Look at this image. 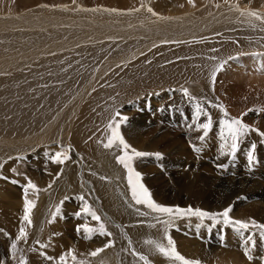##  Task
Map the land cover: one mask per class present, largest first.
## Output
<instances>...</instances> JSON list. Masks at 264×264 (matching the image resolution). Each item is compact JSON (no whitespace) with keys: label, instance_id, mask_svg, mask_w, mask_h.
<instances>
[{"label":"rangeland","instance_id":"1","mask_svg":"<svg viewBox=\"0 0 264 264\" xmlns=\"http://www.w3.org/2000/svg\"><path fill=\"white\" fill-rule=\"evenodd\" d=\"M39 1V4L29 8L30 11L36 9L30 13L31 15L47 12L51 15H61L76 19H92L94 16L91 15V13H100H87L85 11H80L79 8L81 6H85L78 2V0H76L75 3H73V0H52L49 5H56L57 7H40V9L38 5L42 4V0ZM152 1L154 2V5L157 6L159 0ZM243 1L246 2L245 0ZM2 2L3 1L0 0V3ZM6 3L7 2L4 3L5 7L7 5ZM145 4L154 9L152 2H145ZM60 5H67L69 10H64L63 8L58 7ZM255 5L257 4L253 3V6ZM142 9L139 12L133 13L131 15H117L114 13H108L102 18L122 21V19H128L130 16L139 14L142 12ZM154 17L158 18L157 16ZM237 30L243 34L241 35L244 36V40H255L258 38L264 39V32L261 29L238 28ZM21 32L22 30L20 28H17L16 30H8L7 32H0V47L10 44L15 37L23 35ZM238 35L239 34H237V36ZM116 44V41H107L98 44L80 45L77 48H72L59 53L57 52L55 55L45 57L49 58L47 60H43L44 58H42L43 62L46 61L45 63H34L32 66L30 65L31 67L27 66L25 71L22 69L15 74H7L5 77L6 79H9V82L4 84L3 80L0 84V87L9 83L12 85L16 81L19 82V80L21 85H23L22 81H24V84H26L25 79L27 80L29 76H37V78L42 76L39 77L40 81L38 82L35 80L39 79L34 80L31 77V80H33L29 81V84L31 83L29 90L32 88L31 91L33 92L35 91V88L38 91H35L36 93L34 92L33 94H30V96L28 94L27 96L30 99L28 98L27 100L26 98L25 101L21 102L20 96L14 94L13 91L11 92L12 94L10 93L13 96H17L14 97L15 99L13 98V100L15 103L19 104L15 105L12 103V101H10L11 99L8 102H5L6 94H0V126H2V128H6L5 130L7 132L1 127L0 129L4 130L3 134L6 137L10 135L13 136L12 138L7 139L16 140L13 138L22 137V135H19L18 132L14 131L10 133L9 127H5V125L17 124L19 125L17 127L21 128L23 123L27 120L28 124H30V122H34L36 119L40 120V122L30 129L32 130L31 136L41 132L43 130L41 128L45 122H50L53 119L48 117L46 112L48 114L51 108L58 104L61 97L68 91H71L70 87H72V89H78V86L80 85L79 82L82 83L84 81L86 83L89 81L90 78L95 74L96 68L109 58V53H113L112 48ZM177 45L178 44H176V46ZM158 48L159 47L150 48L140 56H137L128 63L116 68L106 76L102 77L103 79H101L104 82L107 80L109 83H112L115 79H119L118 83L114 86V89L116 91L121 87L124 94L129 92L135 85L147 81L143 78L144 75H147L153 79L152 76L155 73H153L148 66L137 72L134 76L127 75L126 69L144 59L147 55L156 52ZM85 57H87L90 62L87 61ZM82 59L85 60L83 61ZM161 64L164 65L165 63L163 62ZM85 65L86 67H84ZM82 68L85 70H82ZM55 70L60 72L57 74L55 73ZM50 71H52V74ZM39 72L40 75L38 74ZM68 77L70 80L67 79ZM50 78H53L54 80ZM260 79L264 80L263 78ZM102 80L98 85L93 87V91H96L101 87L100 84ZM199 80L200 79H197V81L190 80L191 82H187V84L193 86V88L189 90V93L192 97H195L194 100H189L188 97L183 95V88H177L171 84L156 85V89L151 87L155 89L153 92L142 91L138 95H141L140 97H135L131 101H127L120 104L119 106H115L114 109L110 111V113L113 112V115L114 112L119 111L122 115L128 117L127 123L122 124L121 131L123 135L125 134V139L129 144L132 145V147L142 152H159L162 154V158L160 159H157L154 155H149L147 157L137 158L134 161L136 170L142 174V182L151 191L153 194V199L158 203L161 202V204L164 205L169 204L167 206L178 205L180 207H198L209 212L222 211L230 204L231 206L233 205V210L230 213L232 217L242 220L254 218L257 222L264 223V160H262V158H260L258 155L257 149V153L256 150L254 153L256 161L252 165H249L247 154L250 150L242 149L241 147H239L235 158H233L231 155H220V145L223 143L221 140V130L223 127L221 121L225 117L223 111H221L219 107L212 106L213 104H222L227 110L229 117L242 118L243 121L249 124L252 128L264 131V129H262V127H264V112L257 111L260 108H264V103L260 98L255 99L253 96H251L246 99L244 104H242V107L245 106V108H242L241 105H239L234 108V113L232 114L230 113V110L227 108V105L224 103V101L222 99L220 100L218 96H215L209 91L208 85L205 83V81ZM69 81H71L72 85L70 84L68 87L67 83ZM39 82H43L42 85ZM85 83L83 85H85ZM32 85H35V87H32ZM12 87L15 90H18L20 95L25 97V95H23L19 90L21 88L18 85H14ZM110 89L112 90V88ZM111 92L112 91H108L109 94ZM260 92L261 96H264L263 89ZM80 93L81 92L78 94ZM149 96H155L156 101L149 102V106L145 107L143 102H148ZM180 96L182 100L178 99L179 101L177 100L175 102L174 97ZM89 97L90 92L79 101L76 111L71 113L69 110V117L62 124V127H65V132L69 128L74 117L78 118L74 125L79 123L78 125H82L85 128L90 127L93 124L94 115L96 114L97 109L100 107L101 112L102 109L107 106L101 105L100 103L99 105L94 103L90 106L88 104ZM31 98L35 100L32 101ZM185 98L187 101L189 100V102H186ZM183 100H185L186 105L183 103ZM26 102L30 106L24 104ZM179 102L182 103L180 104ZM188 103L190 105H188ZM247 103L248 106H246ZM23 104L24 106H22ZM163 104L171 106L172 108L169 107L170 109L176 108L179 110L180 112H177L178 116H175L172 119H167L164 114H162L164 113L163 109L160 108V106H163ZM197 104L201 105L203 112L207 113V115H210L213 121V127L208 131L206 136L204 135V130L199 127V124L206 123L207 116L203 114L199 117L196 116ZM66 105V102L60 103L58 105L59 111L62 112ZM83 106L84 109L88 107L92 108H88V110L82 112ZM181 106L186 109H183ZM137 108L144 109V114L142 115L143 119L141 118L140 120L139 118L136 121H133L134 126L144 127L145 125V127L139 134V137L128 136L125 129L130 123V120L137 116ZM159 108L161 109V113H159L162 116L157 113ZM249 109H252V111H249ZM34 117H36V119H33ZM24 119L25 121H23ZM157 119H160L158 120V122L160 121L159 125L151 124ZM101 123H103L105 126L102 132L104 133L103 137L96 138L91 146L92 148L83 151H77L75 148H73L69 144V139H67L65 135L63 136V134L62 137H60L61 135L59 136V140L51 139L49 137L43 139L42 141H36L32 145H28V143H19L20 145H24L22 146L23 148L20 149L18 146L15 148L12 146L6 147V149L12 150L7 152L8 154L11 153V155H8L5 158H0V165H2V167H0V176L7 177V179H0V211L3 212L2 214L0 212V264H15V262L16 264L17 262L20 264L19 259L21 257L22 260L27 262V264H58L59 257L69 249L75 248L76 245L77 247L75 249L78 250V259L81 258L80 255H83L85 250V256L87 261H90V264H141V262H138L136 257L131 256L129 251H127L129 248L128 239H130L132 236H134V240L131 239L132 247H135L138 251H141L136 247L137 241L135 237L138 236L131 235L130 231L128 232V228L138 229L147 227L146 234L152 236L153 239H158V236L156 237L153 235V230L156 231L160 229L161 226L157 225V228H150L147 226L148 224L155 223L153 220V215L155 214L146 217L140 216L136 209L139 208L140 211H148L144 206L133 205L132 207H129V205L133 204V202L131 201V194L127 183L126 170L124 169L125 173L120 175V177H122L124 180V186L119 189L117 188V183H114V180L119 175H114V172H112L110 167L111 163L101 166L102 161L104 160L102 157L108 155L110 159L117 162L115 157L116 155L120 154L117 149L108 150L103 148L100 141L103 140L106 142L108 135L106 125L108 123ZM74 125H72V127ZM26 132L27 131H24L23 134ZM202 136L204 139H200ZM252 137H254V139L255 137H259V140L262 139L261 141L264 143V138L260 137L258 132L253 131L241 141L240 146L242 143H253L254 141ZM193 145L200 147L201 151H194ZM68 146H71V159L66 161L65 164L57 165L49 159L50 153L61 151L62 148H67ZM250 146L251 144H248V148ZM260 149H262V147H260ZM220 164L227 165V168H218V165ZM7 166L9 168H6ZM106 167L107 169L105 170ZM108 167L110 168L109 170ZM204 167L206 168L207 173L203 171ZM13 168L16 169L15 172L12 171ZM196 168L198 171L195 170ZM120 169H123L121 165ZM58 173L59 176L57 178ZM195 173L200 177H198ZM184 174L187 175L185 176ZM192 176L195 179H198L197 181H199L196 186H192V180L194 179ZM234 176L242 177L244 181L249 182V185L246 186L244 181L241 183H235L233 181ZM101 177H106L107 179L102 180ZM27 178H30L34 183H36L41 191L37 196L32 195L31 190L29 192V198L36 200V207L32 213V224L30 225L31 230L28 233L29 235L25 246L20 248L21 250H19V252H15L16 258L13 260L11 241L10 238L7 240L5 236L11 237L13 235L15 238H17L19 235V229L25 225L22 224L23 222L20 225H16V223H18L19 219H22L23 216V188L21 186L27 183ZM158 179L159 183L157 182ZM12 180H17L19 183L13 184L11 183ZM100 181L110 185L113 189L116 187L114 192L116 197L120 198L119 206L123 208L125 207V209L130 211V222L125 224L118 222L114 216V213L106 209V203L103 199L102 192L98 191L96 188V185ZM174 182H176V184ZM49 184H51L50 188L48 187ZM220 187H222V189ZM220 191L223 192L221 193ZM211 195L213 196L211 197ZM44 196L46 201H48L41 203L38 199L43 198ZM80 196H83L85 200L92 206V208L96 210L97 214L101 216V220L105 223L107 229L113 233L112 237L103 238L107 240H114L115 246L106 249L105 252H103L98 257H90L87 255V253L94 250L95 248H98L94 242V239L99 235H94L93 238L89 240L84 238L83 231L80 233L76 231L78 225L85 223L90 224L93 221L90 217H86L83 214H81L80 217L75 215V213L81 211L82 201L78 198ZM208 200L211 201L209 202ZM223 200L225 202H223ZM62 201L63 203L61 204ZM235 203L237 206H235ZM57 207H59L61 211L55 216V219L53 220V213L56 212ZM237 207L240 208L238 209ZM41 209H44L40 214L43 219L39 221L37 217L39 216V211ZM161 218L165 219L166 217ZM175 223L178 226V230L177 228H172V230H170V235L173 237L177 248L184 256H186V254L187 256L191 255V257L202 259L203 262L208 260L209 264H218V261L220 262L221 259L227 261L233 260L235 264H240L241 262V264H264V240H261L258 235L255 238V247H252L251 244L249 245L251 255L253 257V259L249 260L245 255V248L243 244V240L248 235V233H245V236L241 237L238 236L232 230V228L222 227L221 225L212 226L213 222L208 220H205L203 226L197 228L196 226L200 223V221L195 217L190 219H178ZM111 249L114 250L111 251ZM110 251L112 252L111 257L115 258V263L106 261V256L111 253ZM202 255L207 256L208 259L203 258ZM48 257H52L53 259L50 260ZM150 259L152 260L153 264H158L156 259ZM70 262L71 261L69 259V264H71ZM171 263V261L166 259L165 264Z\"/></svg>","mask_w":264,"mask_h":264},{"label":"bare ground","instance_id":"2","mask_svg":"<svg viewBox=\"0 0 264 264\" xmlns=\"http://www.w3.org/2000/svg\"><path fill=\"white\" fill-rule=\"evenodd\" d=\"M2 1L3 2L0 3V32H7L8 30H16L17 28H20L22 30L21 34L23 35L15 37L10 44L0 47V81H1L0 84L2 83L3 80H4V84L9 82V79H6L5 77L7 76V74L12 75L22 69L25 71L26 70L25 68L27 66L28 67L30 65L32 66V64L34 63L36 64L41 62L45 63L46 61L43 62L42 58H44L43 60L45 59L47 60L49 58H45V57L51 56L53 55V53L56 54L57 52L59 53L62 51H67L72 48H77L80 45L98 44L107 41H116L117 44L112 48L113 53L112 54L109 53V58L106 59L102 64H100L96 68L95 70L96 72L94 71L95 74L90 78V80L88 79L89 81H87L86 83L82 80L85 83V85H83L84 84L83 82L82 83L79 82L80 85L78 86L79 87L78 89H72V87H70L71 91H68L65 95H63L59 100L58 104L53 106L48 114L46 112V115L53 119L50 122H45V124L41 128L43 129L41 132L31 136L32 130L30 129H32L38 122H40V120H37L36 117L33 118L36 120H34V122L32 123L30 122V124H28V120L25 121L24 119L23 121L25 122L23 123L21 128H18L17 126L19 125L17 124L5 125V127L6 126L9 127L10 133L14 131V132H18L19 135H22V137L13 138L16 140L7 139V138H12L13 136L10 135L6 137L3 134L6 128H2V126H0L2 129H4V130L0 129V158H5L8 155H11V153L8 154L7 152L11 151L12 149H6L7 146H12L14 148L18 146V148L20 149L23 148L22 146L24 145H20L19 143L21 144L28 143V145H32L36 141H42L43 139L49 137L51 139L59 140L60 139L59 136L61 135L60 137H62V134L63 136L65 135L67 139H69V144L77 151L90 149L92 148L91 146L96 138L103 137L104 133L102 132L105 126L101 122H104L106 124L109 122L111 115L113 113V112L110 113V111L113 110L115 106H119L124 102L131 101L135 97H140L141 95L140 96L138 95L142 91L153 92L156 89L155 88L156 85L158 86L164 84L165 85L171 84L172 86H175L177 88H187L188 90H191L193 86L187 84V82H189L190 80L197 81V79L203 80L208 85L209 91L215 96H218L220 100L222 99L224 103L227 105V108L230 110V113L232 114L234 113L233 111L235 107L239 105H241L242 107V104L245 103L246 99H248L251 96H253L255 99L260 98L264 103V96H261V92H260L262 89L264 91V80L260 79V78L264 79V71L258 70L261 68L262 65H264V39L258 38L255 40H246V39L244 40V36H242L243 34L237 30L238 28L264 29V24H261L259 21H252V23H249V19L247 17L241 16L240 13L236 11L235 8L233 7L234 5L239 4L242 8L245 9L251 7L261 12H264V0H245L246 2H244L243 0H227V2H225V0H195L196 7H192L191 5H189L187 3V0H159L157 6L154 5V2L152 0H78V2H80L85 7L88 8L106 7V8H118L122 10H127L133 7L137 8L141 5V2L143 3L152 2V5L154 7L153 10L155 12H158L160 16L173 18V19L161 20L159 18L152 16L151 13L147 12L146 8H143L142 12H140L139 14L135 16H130L128 19H122V21L102 18L103 16L108 14L107 12H103V11H100L99 14L89 12L91 13V15L94 16V18L92 19H76L73 17H66L61 15H51L50 13L47 12L31 15L30 13L36 9L30 11L29 8L36 6V4H39L40 3L39 0H14V2L13 0H2ZM51 1L52 0H42V4L43 3L49 4ZM5 2H7L6 7L4 6ZM253 3H256L257 5L253 6ZM217 4H219L220 7H216ZM180 5H183V7H180ZM252 24H255L256 26L253 27ZM237 34L239 35L237 36ZM166 40L182 41V43H167V44L163 43ZM197 41H202V42H197ZM176 44L178 45L176 46ZM153 47H159V48L156 52L147 55L144 59L140 60L134 65H131L129 68L126 69L127 75L134 76L137 72L141 71L142 69L148 66L151 69V71L155 73L152 76L153 79H151L147 75H144L143 78L147 81L135 85L133 88H131L129 92L125 94L123 93L121 87L118 88L116 91L114 89V86L118 83L119 79H115L112 83L107 82V80H105L106 82L102 80L103 79L102 77L106 76L108 73L118 68V65L120 67L128 63L133 58L140 56L145 51ZM213 48L218 49V51L212 52L211 49ZM212 56L217 57V59L215 61L213 60L210 61L209 57ZM85 59L89 61L87 57H85ZM149 61H151V63H149ZM224 61H227V63L224 65L225 67L224 70L222 72L220 71L221 72V73L219 72L220 74L219 73L217 74L216 83L213 90L211 84V78H210V71L214 65ZM163 62L165 63L164 65L161 64ZM86 65L84 67H86ZM82 70L85 69L82 68ZM52 71H50L51 74ZM58 72L60 71L55 70V73L58 74ZM38 74L40 75V72ZM31 77L35 80V79H39V77L42 76H39L38 78L37 76L35 77L29 76L27 80L25 79L26 84H24V81H22L23 85H21L20 80L19 82L16 81L12 85L11 83L7 85L3 84L4 86L0 87V94L3 93L6 94L5 102H8L11 99L10 101H12V103L16 105L19 103L14 102L13 100L14 97L20 96L21 102H23L26 100V98L28 100L29 98L27 96L28 94L30 96V94H33L35 91H38L37 89L34 88L35 91L32 92L31 87H30L31 90H29V86H31V83L29 84V81L33 80V79L31 80ZM67 79H69V77ZM101 80H102L100 84L101 87L98 90L93 91V87L98 85ZM35 81L38 82L40 81V79ZM39 83H41L42 85L43 82H39ZM70 84L71 81L67 83V86L69 87ZM14 85H18L21 88L19 90L23 95H25V97L20 95L19 91L15 90L12 87ZM32 87H35V85L34 86L32 85ZM110 88H112V90ZM12 91L17 96L11 95ZM108 91H112V92L109 94ZM79 92L81 93L78 94ZM89 92H90V97L88 100V104L90 106L93 105L94 103H97L98 105L100 103L101 105H107V106L103 108L101 112H100V107L97 109L93 119L95 122L93 121V124L90 127L85 128L82 125H78L79 123L74 125L78 119L77 117H74L69 128L65 132V127H62V124L68 119L69 110L71 113L76 111V109L78 108L79 101L82 100L84 96L88 95ZM174 98H175L174 99L175 102L178 99L182 100L181 96ZM148 99H149L148 102H143L145 107L149 106L148 105L149 102L156 101L155 96L154 97L149 96ZM33 100L35 99H32V101ZM185 100H183L184 102L183 101L182 102L185 103ZM189 100L188 101L186 100V102H189ZM63 102H66L67 105L65 109H63V111L61 112L58 109V105ZM248 103L246 104V106H248ZM24 104L29 105L27 104V102ZM24 104L22 106H24ZM188 105L190 104L188 103ZM169 107L171 106H167L164 104L163 106H160V108H162L164 111V113L162 114H164V116L167 119H172L173 117L178 116L177 112L179 110H177L176 108L170 109ZM88 108L91 109L92 107H88ZM88 108L84 109L83 106L82 112L88 110ZM160 108L159 110H157L158 114L161 113ZM242 108H245V106ZM143 110L144 109H138V108L136 109L137 116L130 120V123L127 125V128L125 129L128 136L139 137V134L145 127V125L144 127H135L133 123V121H136L139 118L141 120L142 115L144 114ZM160 116L162 115L160 114ZM160 119L153 121L151 124L159 125L160 121L158 122V120ZM72 125L74 126L72 127ZM262 129H264V127H262ZM24 131L27 132L23 134ZM252 139L254 141L253 143L256 144V153L258 149V155L260 156V158H262V160H264V143L261 141L262 139L259 140V137H255V139L254 137H252ZM253 143L251 142L244 144L242 143L240 147L242 149L251 150V146L248 148V144L252 145ZM260 147H262V149H260ZM107 156L102 157V159L104 160L102 161L101 166L108 165L109 163H111L110 167L112 172H114L115 176L119 175L114 180V183H117V188L121 189L124 186L123 185L124 180L122 177H120V175L125 173V170L124 168L120 169V164H118L114 160L110 159L109 156L108 157ZM6 168L9 167L7 166ZM106 169L107 167L105 168V170ZM109 169L110 168L108 167V170ZM195 170L198 171L197 168ZM203 171L207 173L205 167ZM196 175L198 176V174ZM197 180L198 179L195 178L192 180L193 181L192 186H196L197 183H199V181ZM158 181L159 179L157 180V182ZM233 181L235 183H241L244 180L240 176H234ZM174 183L176 184V182ZM244 183L246 184V186L249 185L248 181H244ZM96 188L98 191L102 192L103 199L106 203L105 204L106 209L114 213V216L118 222L125 224L131 221L129 218L130 211L125 209V207L123 208L119 206L120 198L116 197V194L114 192V189H116V187H114L113 189L110 185L100 181L96 185ZM220 188L222 189V187ZM212 196L213 195H211V197ZM38 200L41 203L48 201V200L46 201L45 196L43 198H39ZM208 201L210 202L211 200ZM223 202L225 201L223 200ZM235 206H237V204ZM237 208L239 209L240 207ZM43 210L44 209H41L39 211V216L37 217L39 221L43 219L40 215ZM0 212L1 214L3 213L2 211ZM22 222H23L22 219H19V222L18 223L15 222V223L16 225L17 224L20 225ZM22 224L25 223L23 222ZM89 225L93 227L98 226L97 222L95 221H92ZM23 227H26L28 233L30 232L31 230L30 225L26 226L25 224L23 225ZM146 230L147 227L138 228V229L128 228V232L130 231L131 235L138 236L135 237L137 241L136 247L138 249H140L145 254L149 255V258L156 259L158 264H165L166 263L165 257L154 253L149 249V246L144 245L143 241L145 239L152 238V236L146 234L147 232ZM153 232H154L153 235H155L156 237L158 236V239H160L162 233V227L159 230L156 231L153 230ZM133 237L134 236H132L130 239L134 240ZM5 238L7 240H9L10 238L11 244L17 243L18 252L19 250H21L20 248L24 247L26 244V241L17 242V239L13 235L11 237L5 236ZM107 241L108 240L103 238L102 236L95 237L94 239V242L97 247H102ZM112 250L114 249H111V251ZM85 254L86 251L84 250V254H83L84 256L80 255L81 256L80 259L87 260ZM111 255L112 252L106 256V261L110 263H115L116 262L114 261L115 258L111 257ZM186 257L195 258V257H191V255L187 256V254ZM202 257L208 259L207 256L202 255ZM195 259H199V258H195ZM19 260L21 261L22 257ZM199 260L202 261V264H209L208 260L206 262H203L202 259ZM218 264H235V262L233 260L227 261L221 259L220 262L218 261Z\"/></svg>","mask_w":264,"mask_h":264},{"label":"snow or ice","instance_id":"3","mask_svg":"<svg viewBox=\"0 0 264 264\" xmlns=\"http://www.w3.org/2000/svg\"><path fill=\"white\" fill-rule=\"evenodd\" d=\"M76 0H73L75 3ZM227 2V0H225ZM187 3L192 7H196L195 0H187ZM41 8H49V7H57L56 5L49 4H41L38 5ZM58 7L63 8L64 10H69L67 5H60ZM183 7V5H180ZM216 7H220L219 4ZM236 11L240 13L241 16L247 17L249 19V23L252 21H259L261 24H264V12H261L254 8H242L239 4L233 6ZM142 8H146L147 12L151 13L153 16H157L161 20L173 19L171 17H163L156 13L152 7L147 6L145 3L141 2L139 8L133 7L127 10H122L118 8H106V7H95V8H85L80 7V11L85 12H107L114 13L117 15H131L133 13L139 12ZM255 27V24H252ZM264 31V29H261ZM202 42V41H197ZM163 43H182V41H164ZM212 52L218 51V49H211ZM55 55V53H53ZM210 60L215 61L217 57L212 56L209 57ZM151 63V61H149ZM227 61L218 63L214 65L210 71L211 84L214 90V86L216 83L217 74L224 69V65ZM119 67V65H118ZM259 71H264V65L261 66ZM182 93L184 96L188 97L190 100H194L195 97H192L187 88L182 89ZM213 107H219L221 111L224 113V119L221 121L223 127L221 130V140L223 143L220 145V155H231L235 158L236 153L240 147L241 141L250 133V132H258L259 136L264 138V131H260L259 129L252 128L249 124L245 123L242 118L229 117L227 110L224 106L221 105H212ZM252 111V109H249ZM257 111L264 112V108H260ZM207 116V122L199 124V127L204 130V135L208 134V131L213 127V121L210 115L203 112L200 104H197L196 116L199 117L201 115ZM246 115V113H245ZM128 117L122 115L119 111L114 112L111 116L108 124L106 125V129L108 131V135L106 138V142L101 140L103 148L112 150L117 149L120 154L116 155V161L126 170L127 183L129 186L131 201L133 204H130L129 207L133 205H142L148 211H140L139 208L136 209L137 213L140 216H149L153 215V220L155 223H151L148 225L150 228H157V225L162 227V233L160 239L148 238L143 241L144 245L149 246V249L156 254H159L165 257L167 260L171 261L172 264H202V261L195 258H188L181 254L178 250L177 245L173 237L170 235V229L177 228L176 220L184 219V218H197L200 223L197 224V228L203 226L205 220L213 222L212 226L221 225L222 227H230L232 230L241 237L245 236V233L248 235L244 238L243 244L245 248V255L249 260L253 259L251 255V250L249 245L255 247V238L257 235L261 240H264V223L257 222L254 218L249 220L236 219L230 215L233 208L231 205L224 208L222 211L218 212H209L203 210L201 208H193L192 206L188 207H180V206H167L161 203H158L153 199L151 191L145 186L142 182V174L136 170L134 166V161L137 158L147 157L149 155H154L157 159L162 158V154L157 153H147L138 151L136 148L132 147L131 144L127 142L122 131V124L127 123ZM200 139H204V137H200ZM193 149L196 152H200L201 149L193 145ZM227 150V151H226ZM256 150V144L253 143L251 145V150L247 154V159L249 165H252L256 161V157L254 155ZM71 146L67 148H62L61 151H56L55 153L49 154V159L57 165H63L66 161L71 159L70 156ZM2 167V165H0ZM218 168L224 169L227 168V165L220 164ZM13 172L16 169H12ZM62 172V169H61ZM19 174V173H18ZM59 173L57 174V178ZM0 179H7V177L0 176ZM101 179H107L106 177H101ZM11 183L18 184L19 181L12 180ZM23 188V216L22 221L25 222L26 226L32 224V213L34 208L36 207V200L29 198V192L31 190L32 195L37 196L41 189L34 183L30 178H27V183L21 186ZM51 187V184L48 186ZM46 190V189H45ZM82 201L81 211L75 213L77 217H80L83 214L86 217H90L91 220L97 222V227L90 226L88 223L78 225L76 231L80 233L83 231L85 239H92L94 235H99L102 237H112L113 233L109 231L105 225V223L101 220V216L97 214L96 210L92 208V206L85 200L83 196L78 197ZM67 199V197H66ZM63 201L61 202V204ZM60 208H56V212L53 213V220L55 216L60 213ZM161 217H166L162 219ZM143 223V222H141ZM119 227V226H118ZM159 230V229H158ZM28 231L26 227H21L19 229V235L16 238L17 242L19 241H27L28 239ZM129 254L133 257H136L138 262L141 264H153L152 260L149 258V255L145 254L142 251H138L135 247H132L131 239H128ZM115 241L109 239L102 247L95 248L94 250L87 253L90 257H98L106 249L114 247ZM11 249L13 251V259H15V252L17 251V243L11 244ZM48 259H53L52 257H48ZM69 259L71 264H90V261L84 259H78L77 250L75 248H71L62 254L59 257L58 264H69ZM20 264H27L25 260H21Z\"/></svg>","mask_w":264,"mask_h":264}]
</instances>
